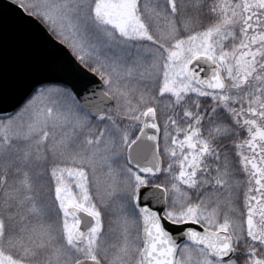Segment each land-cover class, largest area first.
Wrapping results in <instances>:
<instances>
[{
  "label": "snow or ice",
  "instance_id": "6c2138e0",
  "mask_svg": "<svg viewBox=\"0 0 264 264\" xmlns=\"http://www.w3.org/2000/svg\"><path fill=\"white\" fill-rule=\"evenodd\" d=\"M18 9L74 60L0 119V264H264V0Z\"/></svg>",
  "mask_w": 264,
  "mask_h": 264
},
{
  "label": "water",
  "instance_id": "95a60500",
  "mask_svg": "<svg viewBox=\"0 0 264 264\" xmlns=\"http://www.w3.org/2000/svg\"><path fill=\"white\" fill-rule=\"evenodd\" d=\"M66 58L74 60L67 46L23 9L0 20V119L22 106L32 86L39 87L37 81L55 84L66 78L63 71L52 70L65 64ZM92 81L100 83L96 76Z\"/></svg>",
  "mask_w": 264,
  "mask_h": 264
},
{
  "label": "rangeland",
  "instance_id": "374dc122",
  "mask_svg": "<svg viewBox=\"0 0 264 264\" xmlns=\"http://www.w3.org/2000/svg\"><path fill=\"white\" fill-rule=\"evenodd\" d=\"M47 28V27H46ZM106 221H107V218H106Z\"/></svg>",
  "mask_w": 264,
  "mask_h": 264
},
{
  "label": "trees",
  "instance_id": "16d2710c",
  "mask_svg": "<svg viewBox=\"0 0 264 264\" xmlns=\"http://www.w3.org/2000/svg\"><path fill=\"white\" fill-rule=\"evenodd\" d=\"M106 224H107V221H106Z\"/></svg>",
  "mask_w": 264,
  "mask_h": 264
}]
</instances>
